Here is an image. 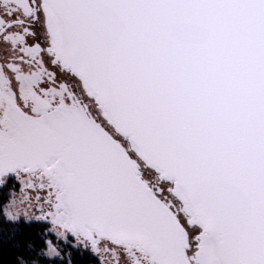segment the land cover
Wrapping results in <instances>:
<instances>
[{
    "label": "snow or ice",
    "instance_id": "6c2138e0",
    "mask_svg": "<svg viewBox=\"0 0 264 264\" xmlns=\"http://www.w3.org/2000/svg\"><path fill=\"white\" fill-rule=\"evenodd\" d=\"M10 181L0 264H264V0H0Z\"/></svg>",
    "mask_w": 264,
    "mask_h": 264
},
{
    "label": "trees",
    "instance_id": "16d2710c",
    "mask_svg": "<svg viewBox=\"0 0 264 264\" xmlns=\"http://www.w3.org/2000/svg\"><path fill=\"white\" fill-rule=\"evenodd\" d=\"M7 201V194L4 190L0 189V214L3 212V207ZM13 227H19L20 232L17 234L20 239L23 241L29 234H31L34 226H29L21 222L20 225H13L12 223H5L3 221L2 215H0V249L5 250L6 252L9 250L10 241H5L4 236L6 235L5 229H11ZM5 260L8 259L6 255L4 257ZM76 264H95V261L91 260L87 254L84 256L77 255L75 257Z\"/></svg>",
    "mask_w": 264,
    "mask_h": 264
},
{
    "label": "flooded vegetation",
    "instance_id": "af4514ba",
    "mask_svg": "<svg viewBox=\"0 0 264 264\" xmlns=\"http://www.w3.org/2000/svg\"><path fill=\"white\" fill-rule=\"evenodd\" d=\"M0 189L4 190V191L6 192V194H7V198H8V192H9V191H10V192H17V194L20 195L19 185L17 184V185L15 186V188H13V182H12V181L9 182V184H8L7 187L0 188ZM87 255H88V254H87ZM88 256H89V255H88Z\"/></svg>",
    "mask_w": 264,
    "mask_h": 264
},
{
    "label": "rangeland",
    "instance_id": "374dc122",
    "mask_svg": "<svg viewBox=\"0 0 264 264\" xmlns=\"http://www.w3.org/2000/svg\"><path fill=\"white\" fill-rule=\"evenodd\" d=\"M15 193V195L17 196V197H19L20 195L19 194H17V192H14ZM12 196H13V192H8V198H7V201H6V203H5V205H4V207L10 202V200L12 199ZM4 207H3V209H4Z\"/></svg>",
    "mask_w": 264,
    "mask_h": 264
}]
</instances>
